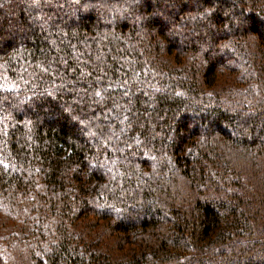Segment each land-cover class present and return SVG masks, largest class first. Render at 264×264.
Listing matches in <instances>:
<instances>
[{"label": "trees", "instance_id": "1", "mask_svg": "<svg viewBox=\"0 0 264 264\" xmlns=\"http://www.w3.org/2000/svg\"><path fill=\"white\" fill-rule=\"evenodd\" d=\"M0 264H264V0H0Z\"/></svg>", "mask_w": 264, "mask_h": 264}, {"label": "bare ground", "instance_id": "2", "mask_svg": "<svg viewBox=\"0 0 264 264\" xmlns=\"http://www.w3.org/2000/svg\"><path fill=\"white\" fill-rule=\"evenodd\" d=\"M228 159V158H227ZM262 163V162H261ZM159 182V181H158ZM189 207V206H188Z\"/></svg>", "mask_w": 264, "mask_h": 264}]
</instances>
